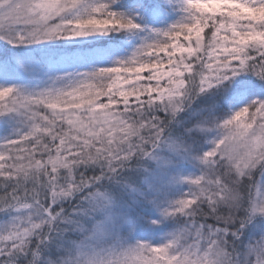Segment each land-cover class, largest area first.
Listing matches in <instances>:
<instances>
[{
	"label": "trees",
	"instance_id": "trees-1",
	"mask_svg": "<svg viewBox=\"0 0 264 264\" xmlns=\"http://www.w3.org/2000/svg\"><path fill=\"white\" fill-rule=\"evenodd\" d=\"M166 1L170 2L119 0L113 5L135 18L136 25L163 27L170 18L164 10ZM4 4L5 0H0V9ZM16 13L9 12L7 19ZM205 22L201 37L180 36L176 40L180 54L161 60L164 68L170 65L169 70H181L179 80L184 85L180 92L173 96L155 94V89L168 87L166 79L161 83L134 81L116 91L110 82L105 86L106 95L98 98L97 113L85 116L87 111L83 109L75 114L78 122L88 121L92 115L93 129L120 123L114 140L110 139L115 144H107L109 148L100 146L96 139L93 143L87 140L82 130L84 138L78 134V145L69 151L67 138H53L46 129H40L49 125L55 131L62 129L58 134L63 133L67 129L63 118L55 117L43 100L36 102L31 115L38 129L28 136L32 138L22 139L18 153L9 155V167L0 165V226L22 212H29L41 223L26 237L4 241L0 264H83V254L110 243L122 244L134 225L150 227L170 191L164 186L174 184L172 167H180V162L189 164L200 150L206 138L202 134L205 122L230 116L254 97L264 98V47L249 41L231 54L237 57L235 65L239 67L232 78L202 87L209 49L219 25L215 18ZM20 24L26 26L25 30L30 27L29 22ZM33 27L16 47L0 40L1 65L13 73L20 71L17 76L21 79L37 80L40 72L42 77L60 66L64 73L92 71V65L111 57L112 65L106 60L101 67L115 66V59L139 40L135 28L108 27L84 41H67L54 28L52 41L28 44V39L43 37L46 28ZM47 28L52 33L53 27ZM182 62L187 65L182 66ZM24 106L29 105L22 103L18 111L0 114V135L22 121ZM41 144L45 148L37 146ZM58 155L63 163L55 166ZM211 161L193 189L189 207L170 216L164 230L174 226L172 231L185 243L201 239V246L212 243L230 264H250L247 257L257 242L255 227L264 225V214L255 212L259 187L264 182V151L249 155L232 146L220 149Z\"/></svg>",
	"mask_w": 264,
	"mask_h": 264
},
{
	"label": "rangeland",
	"instance_id": "rangeland-1",
	"mask_svg": "<svg viewBox=\"0 0 264 264\" xmlns=\"http://www.w3.org/2000/svg\"><path fill=\"white\" fill-rule=\"evenodd\" d=\"M115 1L119 0H5L7 4L1 7H6V11L0 9V40L15 47L23 43L28 31L34 28L33 24L46 28L43 37L39 40L28 39V44L52 41L56 36L54 28L67 41L87 40L94 32L108 27L135 28L139 33V40L136 39L119 59H115L118 65L116 63L115 66L101 67L106 60L112 65L111 60L114 57H111L92 65V71L73 70L64 73L62 66L54 67L53 71L45 72L42 77L40 72L37 80L21 79L17 76L20 71L13 73L0 62V114H7L14 109L18 111V106L22 103L29 105L23 108L25 115L22 121L15 128L0 135L1 166L9 167V155L18 153L22 139L32 138L28 136L38 129L31 114L39 100H43L48 109L54 110L55 117L63 118L64 127L67 128L60 134L57 130L60 132L62 129L55 131L53 126L46 125L40 129H46L53 138H67L65 144L68 143L69 151L78 145V134L84 138L82 130L87 140L92 143L96 139L104 148H109L107 144L114 145V141L110 139L114 140L113 133L115 129L121 128L120 123L113 122L100 129H93L92 115L93 112L97 113L100 106L98 98L106 95L105 86L111 82V89L114 87L116 91L117 87L122 90L124 85L134 81L161 83L162 79H166L168 87L155 89V94L173 96L180 92L184 85L179 80L181 70H169L170 65L166 69L161 60L180 54L181 46L176 41L180 36L184 35L187 39L201 37L208 18L217 19L219 25L215 32L214 45L209 49L206 72L202 80L203 88L228 80L238 72L239 67L235 65L237 57H231V54L237 53L245 45L244 42L249 41L248 43L253 42L264 47V0L166 1L168 3L164 10L171 19H166L164 23L167 25L163 27L136 25L135 18L133 20L123 8L117 9L113 5ZM13 10L17 13L7 19L6 14ZM17 18L19 22L16 21ZM22 21L30 23L29 29L25 30L26 26L20 24ZM48 26L53 27L52 33L48 31ZM188 47L190 51L192 48ZM153 65L156 67L153 68ZM186 65L182 62V66ZM39 82L41 84H37ZM83 109L87 111L85 116L92 115L87 118L88 121L78 122L75 114ZM208 122L202 127V134L206 138L202 140L200 150L190 158L191 162L187 165L180 162V167H172L170 176L174 184L164 186L170 191L167 196L165 194L154 224L147 228L134 225L125 236L127 240H123L120 245L110 243L93 248L86 255L83 254V264H230L223 252L214 250L212 243L207 242L206 247H203L202 240L196 242V238L193 242L190 240L185 243L172 231L174 226L167 230H164V226L170 216L178 215L189 207L194 196L193 189L200 183L206 168L213 161L211 159L216 157L220 149L234 146L241 151H247L249 155L264 151V98L254 97L243 108L233 110L230 116L209 124ZM28 143L25 142L23 147ZM37 146L45 148L44 144ZM62 159L58 155L53 165H61ZM255 212L264 214V182L259 187ZM40 223L41 220L32 219L29 212L17 214L0 226V248H3L4 241L26 237ZM255 234L257 242L252 246L247 260L250 264H264V225L257 224Z\"/></svg>",
	"mask_w": 264,
	"mask_h": 264
}]
</instances>
